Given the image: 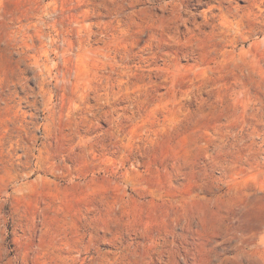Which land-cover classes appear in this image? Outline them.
<instances>
[{"label":"clouds","instance_id":"1","mask_svg":"<svg viewBox=\"0 0 264 264\" xmlns=\"http://www.w3.org/2000/svg\"><path fill=\"white\" fill-rule=\"evenodd\" d=\"M0 264H264V0H0Z\"/></svg>","mask_w":264,"mask_h":264}]
</instances>
